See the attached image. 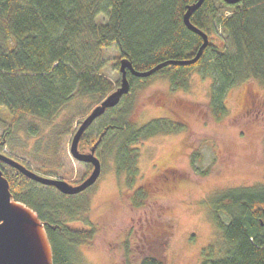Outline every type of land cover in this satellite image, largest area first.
Masks as SVG:
<instances>
[{
  "label": "trees",
  "instance_id": "1",
  "mask_svg": "<svg viewBox=\"0 0 264 264\" xmlns=\"http://www.w3.org/2000/svg\"><path fill=\"white\" fill-rule=\"evenodd\" d=\"M193 1L0 0V112L5 109L14 117L30 115L47 120L53 119L76 92L100 101L115 87L114 81L101 72L102 65L95 55L102 47L115 45L117 64L122 56H127L138 70L164 59L191 57L202 42V37L183 20L186 5ZM224 7L231 9L227 12ZM190 19L208 34L217 22L232 42L233 50L209 40L194 63L168 64L143 77L129 73L130 91L106 110L111 117L100 128L103 131L107 127L96 148L100 160L104 166L110 160L115 172L125 176L131 186L126 191L129 202L144 213L136 227L131 225L122 243L124 264H166L175 226V217L166 214L165 207L146 186L159 180V187L174 177L173 167L154 173L152 181L136 183L141 177L139 142L185 127L169 116L138 122L139 91L149 78L160 73L173 82L172 90L187 88L190 70L202 67L204 74L212 78L205 111L215 118L227 113L225 95L229 88L252 79L264 85V0H219V4L204 0ZM188 103L190 110L196 108L193 101ZM72 122H64L58 137L70 132ZM91 125L81 138L82 148L98 138L99 133H89ZM37 127L31 124V129ZM60 164L58 155V167ZM0 165L13 196L33 207L45 221L54 264H76L80 245H91L97 228L69 226L60 216L64 211L70 215L76 211L74 205L70 207L65 202L72 199L71 195L58 191L61 200L52 194L41 195L25 184L32 179L12 166ZM216 200L219 207L231 209L230 220L220 224L226 248L218 257L207 255L201 264H264V189L237 188ZM134 235L136 241L132 242Z\"/></svg>",
  "mask_w": 264,
  "mask_h": 264
},
{
  "label": "rangeland",
  "instance_id": "2",
  "mask_svg": "<svg viewBox=\"0 0 264 264\" xmlns=\"http://www.w3.org/2000/svg\"><path fill=\"white\" fill-rule=\"evenodd\" d=\"M224 8L227 12L231 9ZM209 36L211 42L233 50L232 42L217 22L209 30ZM95 55L102 65L101 72L114 81L116 87L121 79L118 49L115 45L102 47ZM204 73L202 67L192 68L187 88L174 90L168 77L154 74L139 91V123L169 116L185 124L180 131L160 132L139 142L141 177L138 176L136 183L152 181L154 173L167 167H173L176 174L159 187V180L146 184L151 195L165 207L166 214L175 217L166 264H201L207 255H222L226 243L220 224L228 222L231 215L230 208L219 207L216 199L237 188L264 189V85L252 79L229 88L225 95L227 113L215 118L205 111L212 78ZM98 101L92 95L76 92L53 119L47 120L30 115L14 117L2 109L0 140L4 139L5 143L0 150L43 174L81 182L93 165L74 158L69 146L79 121ZM187 101H193L196 108L190 110ZM106 112L93 121L89 133H99L102 124L111 117ZM68 119L73 121L70 132L58 137L59 128ZM33 123L38 127L31 129ZM109 162L104 166L101 161V172L94 183L65 200L76 210L72 215L65 211L61 214L66 224L97 228L94 242L80 245L76 264H124L122 243L131 225L136 227L141 221L139 217H144L142 209L132 206L128 200L126 191L131 186L125 176L118 175L113 162ZM204 169L207 172H203ZM25 184L41 195L52 194L53 198L61 200L54 187L33 179ZM131 240L136 241L135 235Z\"/></svg>",
  "mask_w": 264,
  "mask_h": 264
},
{
  "label": "water",
  "instance_id": "3",
  "mask_svg": "<svg viewBox=\"0 0 264 264\" xmlns=\"http://www.w3.org/2000/svg\"><path fill=\"white\" fill-rule=\"evenodd\" d=\"M204 0H195L186 5L183 13L184 23L189 29L202 37L198 49L191 57L169 58L159 61L145 70L136 69L127 56L119 59L121 72L120 83L110 90L91 110L79 121L74 130L69 146V151L74 158L80 161L91 162L93 167L90 174L81 182L74 183L61 176L46 175L29 167L21 160L14 158L8 153L0 150V161H3L27 177L45 185L55 186L65 194H75L96 181L101 172V160L96 154L99 144L107 127L100 133L97 140L88 150L79 148V141L84 131L92 122L102 115L108 108L117 105L122 96L130 91L131 81L129 73L136 76H148L168 64L186 65L196 62L202 55L209 43V34L194 24L190 16L201 6ZM235 3L239 0H225ZM5 140H0L3 145ZM264 224V206L262 207ZM0 264H54L53 249L47 233L46 223L41 219L38 212L20 199H16L10 189V181L4 174L0 165Z\"/></svg>",
  "mask_w": 264,
  "mask_h": 264
},
{
  "label": "flooded vegetation",
  "instance_id": "4",
  "mask_svg": "<svg viewBox=\"0 0 264 264\" xmlns=\"http://www.w3.org/2000/svg\"><path fill=\"white\" fill-rule=\"evenodd\" d=\"M92 123H93V122H92ZM90 125H91V124H90ZM88 128H89V127H88ZM88 128H87V129H88ZM87 129H86V130H87ZM86 130H85V131H86ZM85 131H84V133H85ZM101 132H102V131L99 132L98 136L100 135ZM84 133L82 134L81 138L83 137ZM81 138H80V141H81ZM80 141H79V148H80L81 150H88V149L92 146V144H93V143H91L87 148H82V147L80 146ZM0 146H2V145H0ZM96 154H97V152H96ZM97 156H98V154H97ZM98 157H99V156H98ZM3 163H5V162L0 161V164H3ZM73 182H74V183H75V182L77 183L78 181H73ZM49 186H52V185H49ZM53 187L56 188L55 186H53ZM56 189H57V188H56ZM57 190H58V189H57ZM58 191H59V190H58ZM59 192H60V191H59ZM61 193H62V192H61ZM64 194H65V193H64ZM76 194H77V193H76ZM68 195H74V194H68Z\"/></svg>",
  "mask_w": 264,
  "mask_h": 264
}]
</instances>
